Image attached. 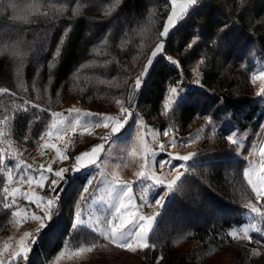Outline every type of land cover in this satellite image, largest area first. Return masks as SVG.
Here are the masks:
<instances>
[{
    "label": "trees",
    "instance_id": "trees-1",
    "mask_svg": "<svg viewBox=\"0 0 264 264\" xmlns=\"http://www.w3.org/2000/svg\"><path fill=\"white\" fill-rule=\"evenodd\" d=\"M53 5H65L67 10L53 19ZM170 9L169 0H0V88L9 89L0 93V117H13L4 127L6 134L33 148L45 125L51 123L48 109L61 110L72 99L95 112L115 109L119 105L116 101L125 98L131 80L150 58ZM189 12L190 16L176 27L179 30L170 33V46L166 42V54L179 61L180 67L154 62L145 77L137 109L143 110L144 119L155 127H168L172 120L169 126L183 136L204 116L219 120L220 114H227L229 122L241 131L255 126L262 118L261 104L251 97L252 70L243 53L251 45L264 56V0H245L243 6L240 0H199ZM25 14L27 21L20 19ZM225 23L229 28L221 32ZM197 34L200 39L189 48ZM61 38L63 44L59 43ZM18 42V55L5 50ZM200 60L204 61L201 81L217 93L214 101L204 103L202 97L194 96L202 92L201 88L189 89L184 102L172 111L173 119L165 120L168 84H174L182 74L190 76ZM237 85H241V95L223 91ZM218 98L223 106L217 103ZM25 100L31 102L27 111L22 107ZM31 104L41 105L44 111ZM88 137L80 138L79 145H88L84 143ZM217 145L212 150L211 144L203 143L164 205L149 238L155 245L153 252L123 253L139 256L138 264H153L158 256L163 257V264H264V237L253 235L260 244L249 241L263 253L252 258L249 247L227 236L230 228L243 223L245 205L254 194L243 175L246 164L235 154L236 146L226 137ZM5 183L4 172H0V240L13 221V207L3 206L10 201L3 196ZM77 189L66 187L60 198L64 206L62 238L50 246V228L54 226H48L30 252V261L36 262L44 252L51 258L63 247L71 231ZM84 231L94 243L101 239L87 228ZM72 237L78 242L79 236Z\"/></svg>",
    "mask_w": 264,
    "mask_h": 264
},
{
    "label": "rangeland",
    "instance_id": "rangeland-1",
    "mask_svg": "<svg viewBox=\"0 0 264 264\" xmlns=\"http://www.w3.org/2000/svg\"><path fill=\"white\" fill-rule=\"evenodd\" d=\"M53 2L56 0H52ZM170 5H171V0ZM199 0H197V3ZM171 9L167 15V17L170 15ZM167 17L165 20V23L167 21ZM185 18V17H184ZM183 18V19H184ZM182 21V20H181ZM178 21L176 27L181 22ZM164 23V24H165ZM163 30V29H162ZM174 29L170 30V33ZM246 57V60L248 64L250 65V68L253 71L256 70H264V56L260 55L258 50L253 48V46L249 45V51L243 53ZM177 61V60H175ZM201 66V60L199 63L195 65V67L192 69V74L190 76L181 75V78L173 83L168 84L167 93L170 94V89L172 87H176L178 91L181 93V95L186 97V92L189 89H196L201 88L202 92H196L194 96L196 98L202 97V100L204 103H210L214 101L215 98V91L209 90L206 88L202 83L203 78V72L200 68ZM152 66H149V71ZM180 67V66H179ZM251 72V74H252ZM148 73L145 74L144 78L146 77ZM199 80L200 83L196 84L195 81ZM251 81V78H250ZM253 91L251 97L254 98V100L259 101L261 104V110L259 113H262V118L255 126H249L245 130L241 131L239 130L234 123L229 122L228 115H222L220 114V119L215 117H211L213 123H209L205 118L207 116L201 117L199 120L197 119L196 123L194 124L192 131L189 134L181 135L179 132L175 131L174 128H171L169 124H172L173 121L169 120L168 127L160 128L155 127L153 124L149 123L146 119H144V111L141 109H137L136 114L129 118L128 124L125 126V129H122L120 133H114L112 134L111 140L104 143V150L99 154V160L97 162L96 166H88L85 169H81L80 171L76 172L73 178L70 180V188L75 189L78 188L79 194L76 199V203L80 204V207L83 212V217L85 220H88L89 217H91V222L95 225L96 219L99 217L101 220L105 215H108L110 218V214L115 213V208L113 207L114 202L109 199V184L108 183H100V181L103 179L105 181H111L112 177L110 173L112 171H119V174L121 178L125 181H128L132 183L133 188V196L134 201L137 205L141 206V211L144 215H154L156 213H159L160 215L163 212L164 205L166 204L167 200L172 196L174 191L178 188L180 181L177 182L176 188L169 192L168 189L161 185L153 187L152 189L147 188V183H152L151 181L146 182V184H141L135 175L137 171L140 170L139 168V157H132L131 155V149L134 146L138 147V143L136 141V128L139 125V120L137 119L136 125H133V119H136L137 114L139 117L143 118L144 125L146 126V129L148 130L146 132V139L148 141V144L150 147L154 150L155 155L153 156L151 153H149V159L150 161L155 162V171L158 175H162L167 177V179H171L172 176L169 175L171 172L170 167L165 166L164 168H160L159 162L161 161H168L169 165L179 166L181 163H184L187 167V171L189 170L190 164L194 161L196 156L200 152V148L202 147L203 143L204 145H212V150H215L216 147H218L217 144L221 143L223 139L228 135L235 133V138L242 139V147L238 150L236 149V155L240 157L246 164L245 169L250 166L249 162L251 161L252 165H255L259 163V155L258 151L254 152L253 148L258 149L262 143H264V97H261L257 95L259 92L261 82L257 81L255 84L250 82ZM241 85H237L234 87H229L223 89L225 92H234L235 96L241 95L240 94ZM215 92V93H214ZM217 94V93H216ZM127 96V93H126ZM126 96L123 100L126 99ZM247 96V95H243ZM219 102L220 106H223V100H220V98L217 99V103ZM165 103V102H164ZM176 106H173L172 111H174V108ZM71 108H76L80 110V113L77 114L76 112H69L68 114H64L69 122H75L77 119L80 120L81 124H84L86 122H90L94 119L93 116H85L84 113H100L95 112L87 109H83L80 104L77 103L75 99H72L69 103H65V105L62 107L61 110L55 111V112H61L63 113L64 110H68ZM222 109V108H221ZM223 110V109H222ZM220 110V112H222ZM170 111L167 114L165 113V109L163 107V114L165 117V120L168 118H172L173 112ZM120 113V105H118L115 109H113L110 112L100 113V114H108V115H118ZM173 119V118H172ZM3 119L0 117V121ZM234 124V125H233ZM131 125V127H129ZM5 126L0 124V128L5 130ZM168 128H171V131L168 135H164V131ZM106 129L99 128L95 129L92 134H84L80 135L79 130L77 133H69L65 137V141H57L55 137H47L45 136L44 139H39L36 146L33 148H30L26 146L23 143H20L18 141H14L9 137V134H6V140L11 141V145L7 143H0L1 147H4L8 149L9 155L5 159V163H8L10 166L14 165L18 159H21L25 161L27 165H31V169H24L23 166L21 169L17 170L15 168H12L13 177L16 181L14 184L8 185L11 187H19L21 192H28V191H34L36 195L39 196H46L49 195L48 191V183L53 178L51 175L49 176V180L45 182L43 187H40L39 185L33 183L29 185L28 183H22L16 178L23 174L26 178L29 175H32L34 170L39 169L42 165L45 169L51 166L53 169V172L60 170L61 168H68L71 161V156L76 153V151L83 147L80 146L79 140L80 138H83L85 136H90L86 139L89 141L85 144H91L96 142V144L102 143L100 140L101 136H104L107 134ZM156 133V139H152L151 133ZM6 133V132H5ZM226 134V136H225ZM173 136L177 138V143L175 147H172L170 144V141L172 140ZM195 138L194 142L191 144L183 143L182 141L187 140L188 138ZM46 141H49L51 143H56L58 147H60L63 151H65L66 155L68 156V159L61 160L58 158L56 150L53 148H45L43 145ZM70 141V142H68ZM83 141V140H82ZM161 145H164V149L161 150ZM17 153H19V156L17 157ZM188 153H196V155L193 157L190 161H179L177 159H173L172 157L175 155H187ZM96 169H103L105 175L101 176L99 171H96ZM244 169V171H245ZM181 172H187L185 171V168H180ZM95 172V179L93 180L91 186L89 187V192L84 194L85 199L80 200V193L82 191V188L85 186V183L87 179L91 177V174ZM244 173V172H243ZM67 172L65 173L66 176ZM5 175V173H4ZM244 175V174H243ZM183 178V177H182ZM181 178V180H182ZM246 182L247 178L244 176ZM5 182L7 183L6 176H5ZM5 183V184H6ZM248 183V182H247ZM249 185V184H248ZM67 186V187H68ZM250 189L251 186L249 185ZM252 190V189H251ZM71 189H68L65 193V195H69ZM253 192V191H252ZM254 198L250 200L252 203H264V201H256L255 199V193ZM63 195V196H65ZM144 196L145 199H151L154 200L155 198H158L159 195H165V199L163 202V207H157L153 205L152 207L144 206L142 204V201L140 199L141 196ZM11 200V197H9ZM13 212L17 210H24L27 209L29 213L35 212L37 215H43V212L41 209H38L34 203H30L28 200H26L23 196L18 195L15 200V204L12 206ZM64 210V206L62 205V202H60L58 206V214L53 215V219L51 221H46L47 227L54 226V228H50L51 231V238H50V246L55 243L56 238H62V222H63V216L62 211ZM75 213V210H74ZM159 216L156 218V223L153 225V231L156 227V224L158 222ZM74 214L72 216L73 220ZM250 217H254V214L250 212V210L247 208L245 212L242 215L243 223L238 226H234L229 229V232L233 229L237 230L240 235H243V229L249 224H256L257 227H261L262 232H264V224L259 223L258 219H250ZM17 218L13 216V221L11 222V225L9 227V231L6 235H4L0 240V250H3L6 244L11 245V247L8 249L7 252H3L4 257L8 258V252L12 250V248L16 247L18 244L19 239L23 235L24 232H30L33 233L36 228H39V221L35 220H28L22 224H16L15 220ZM51 223V224H50ZM45 227L44 229H46ZM87 228V227H85ZM42 229V233H45L46 230ZM52 229V230H51ZM92 233L98 235L95 233L94 229L87 228ZM254 234H259L260 236L264 237V234L257 233L255 231L250 230L249 235L252 237L250 240L252 243L257 244L259 239H253ZM72 235L79 236L78 242H75L73 240ZM151 233L149 234L150 238ZM80 239V240H79ZM85 240V241H84ZM237 243L241 245H245L249 247V254L252 258H260L263 256V253L260 251V249L255 245H250L251 242L249 240L239 239L237 238L235 240ZM63 247L51 258L47 256V252L43 254L42 257H40L36 262L33 260L30 261V258H27L26 261H21L20 264H138L140 261L139 256L137 255H143V254H149L153 252V249L151 247V244L148 240L149 247L144 249H137L136 252H132L130 250L126 249H120L115 247L114 245L108 243L104 239H99L95 242L97 247L94 251L91 252H85V253H76V249L80 246L88 247L91 244H93V238L89 237L85 231L82 232H74L71 228V231L69 235L66 236V238L63 240ZM261 242L259 241L258 244ZM256 248L259 250V255H253L252 249ZM31 247V251H32ZM30 251V252H31ZM124 251H129L135 254H125ZM29 252V254H30ZM32 253V252H31ZM28 254V256H29ZM31 255V254H30ZM32 256V255H31ZM226 257L227 254H223L222 257ZM161 256H158L153 264H163L162 259H159Z\"/></svg>",
    "mask_w": 264,
    "mask_h": 264
},
{
    "label": "snow or ice",
    "instance_id": "snow-or-ice-1",
    "mask_svg": "<svg viewBox=\"0 0 264 264\" xmlns=\"http://www.w3.org/2000/svg\"><path fill=\"white\" fill-rule=\"evenodd\" d=\"M241 5L245 3V0H240ZM197 5V0H171V13L167 17V21L163 26V30L159 33L157 37V44L154 50L151 52L150 58L147 60L146 65L142 69V71L135 76L133 79V84L131 87V91L127 93L125 100H117L116 103L120 105V113L119 115H108V114H100V113H84L85 116H93L94 119L90 122H86L81 124L80 120L77 119L74 123L69 122L68 118L61 112H55L48 109L51 116V123L45 125V131L40 135V139H44L47 137H55L57 141H65V137L71 132L73 134L77 133L79 130L80 135L84 134H92L95 129L104 128L107 131V134L100 137L102 143L95 144L91 146L89 149L83 151L80 155L74 157V163L71 166V171L78 172L81 169H85L88 166H96L99 160V154L104 150V143L112 138V134L120 133L122 129H125V126L128 124L129 118L133 116L134 109L131 107L134 95L137 90L141 88L142 80L146 73L149 72V66L154 67V62H168L172 65L179 67V61H175L171 56L166 54V42L171 44L170 30L176 29V25L178 21L183 20L184 17L190 16L189 10L194 8ZM13 9L16 8V5H10ZM114 7V6H113ZM53 12L51 15L53 19L57 17V15H62L66 10L65 5H61L57 8L55 5L52 6ZM33 10L38 11L39 6H33ZM80 12V6L78 5L75 13L78 15ZM45 15H49V13H45ZM17 17H14L16 19ZM20 19L27 21L29 16L27 14L20 17ZM187 23V20H184V24ZM183 26V24L181 25ZM229 28V25L225 23L221 28V32H224ZM179 29H176L178 31ZM67 35V33H65ZM175 33H172V37H174ZM200 39V34H197L195 39L192 40L191 44L188 45L189 48L192 47L193 44ZM60 44L64 43L63 38H61ZM19 42L16 45L7 47L5 50L10 51L13 55H18ZM56 55H60V49H56ZM22 63V61H21ZM201 63H204L201 60ZM19 75V73H18ZM130 78V77H129ZM251 81L255 84L257 81L261 82V86L257 95L264 97V70H256L251 74ZM127 83V79L125 80ZM196 84H199L200 81L197 79L195 81ZM21 87L23 84L21 82ZM26 91V89H25ZM9 89L0 88V93H8ZM184 96L178 91L176 87H172L170 89V94L165 100L164 109L165 113L172 111L173 106L179 107L180 103L184 102ZM30 101L25 100L23 102V109L27 111L28 106L30 105ZM127 104V106H125ZM31 107L35 109H39L44 111L39 104H31ZM69 112L80 113L79 109L71 108L68 109ZM13 119L12 116H6L0 124L7 125L9 121ZM137 119L139 120V125L136 128V141L138 143V147L134 146L131 149L132 157H139V168L140 170L135 173L137 180L143 185L146 182L151 181L152 183H147V188L150 190L156 186H165L169 192L173 191L177 182L181 181V178L185 175V172H181L180 168H185L187 171V167L184 163H181L178 167L174 165H169L168 161L159 162L160 168H164L165 166L170 167L171 172L169 175L172 176L171 179H167V177L158 175L155 171V162L150 161L149 153L153 156L155 155L154 150L148 144L146 139V126L144 125L143 118L139 117L137 114L136 119H133V125H136ZM209 123H213L212 118H205ZM131 127V125L129 126ZM171 131V128H168L164 131V135H168ZM152 139H156V133L152 132ZM236 134L232 133L227 136V140L236 146L238 150L241 148L242 139L235 138ZM195 138H188L183 143L191 144L194 142ZM70 142V141H68ZM0 143H7L9 146L11 145V141L6 140V133L2 128H0ZM177 143V138L173 136L170 144L172 147H175ZM45 148H53L56 150L57 156L59 159L64 160L68 159L65 151H63L60 147L57 146L56 143H51L46 141L43 145ZM161 150L164 149V145H161ZM254 152L258 151L259 155V163L252 165L251 161L249 162L250 166L245 169L244 176L247 178L248 184L251 186L252 191L255 193L256 201H264V143L256 149L253 148ZM9 155L8 149L4 147H0V165L3 167L0 168V172H4L6 176L7 183L3 187V196L5 200H8L11 197V200L7 203H4V208H11L15 204L16 197L18 195L23 196L30 203H34L38 209H41L43 215H37L35 212L29 213L27 209L17 210L12 213L16 224H22L28 220L39 221V228L36 230V233L24 232L21 238L18 241L16 247L12 248L10 252H8V258L6 259L3 255V252H7L11 245L6 244L3 250H0V264H20L21 261H26L28 258V254L31 251V245L35 243L36 236L39 235L40 231L47 227L46 221H51L53 219L54 214H58V205L60 203V192L57 191L58 187L61 191L63 188L61 186V181L65 178V173L70 169L61 168L58 171L53 172L51 166L48 168H44L42 165L39 169L34 170L32 175L27 176V178L20 174L16 179L22 183H28L29 185L35 183L40 187H43L45 182L49 180V176L51 175L53 178L49 183V195L39 196L36 195L34 191L21 192L19 187H9L8 185L14 184L16 181L13 177L12 168L17 170L21 169L23 166L24 169H31V165H27L25 161L18 159L17 162L10 166L8 163H5L6 157ZM196 153H188L187 155H175L172 158L177 159L179 161H190ZM19 153H17V157ZM99 171L101 176H104L103 169H96ZM112 179L111 181L101 180L100 183H108L109 184V199L114 202L113 207L115 208V213L110 214V218L108 215H105L101 220L99 217L95 221V225L91 222V217L88 220H85L83 217V212L80 207V204L77 203L75 205V213L71 223V228L74 232H82L85 230V227L94 229L95 233L98 234L99 238L106 240L108 243L114 245L120 249L130 250L132 252H136L137 249H144L149 247V234L153 233V225L156 223V218L159 216V213L154 215H144L141 211V206L137 205L134 201L133 196V188L132 183L125 181L121 178L119 171H112L110 173ZM95 179V172L91 174V177L87 179L85 186L82 188L80 193V200H84V194L89 192V187L91 186L93 180ZM142 204L144 206L152 207L153 205L157 207H163V202L165 199V195H159L158 198L154 200L145 199L142 195L140 197ZM246 208L250 210L254 217H250V219H258L259 223L264 224V203H252L249 201L246 205ZM255 231L257 233H262L261 227H257L256 224H249L243 229V235H240L237 230L233 229L232 231L227 233V236L236 240L244 239L251 240L252 237L249 235V231ZM259 243V241H258ZM97 245L95 243L91 244L88 247L80 246L76 249V253H85L94 251ZM151 247L155 248V245H151ZM253 255H259V250L253 248ZM159 259H163L161 256Z\"/></svg>",
    "mask_w": 264,
    "mask_h": 264
},
{
    "label": "built area",
    "instance_id": "built-area-1",
    "mask_svg": "<svg viewBox=\"0 0 264 264\" xmlns=\"http://www.w3.org/2000/svg\"><path fill=\"white\" fill-rule=\"evenodd\" d=\"M133 79H134V78H133ZM133 79L131 80V82H130V84H129V86H128V91H127V93H128L129 91H131V87H132V84H133ZM144 83H145V78H143V80H142L141 88H140L139 90H137L136 94L134 95L133 102H132V105H131V107L134 109V111H133V116H134V115L136 114V112H137V106H138V103H139V101H140V99H141L142 86H143ZM125 106H127V104H126ZM68 113H69L68 110H64V114H68ZM118 115H119V114H118ZM133 116H132V117H133ZM132 117H131V118H132ZM95 144H96V142L91 143V144H88V145H86L85 147H83V148L77 150L76 153H75L74 155L71 156L70 165L68 166V169H70V170L67 172V174H66L64 180L61 181V186H62V188H63V191H64V190L66 189V187L69 185L71 178H73V176H74L75 173H76V172L71 171V166H72L73 163H74V157L80 155L83 151L89 149L91 146H93V145H95ZM49 183H50V181H49ZM49 183H48V190H49ZM57 191L60 192V198H61L63 191H61L59 187H58ZM37 229H38V228H36V229L34 230L33 234L36 233V230H37ZM41 232H42V231H40L39 235L36 236V238H35V243L31 245L32 248L35 247V245L38 244V243L42 240Z\"/></svg>",
    "mask_w": 264,
    "mask_h": 264
},
{
    "label": "crops",
    "instance_id": "crops-1",
    "mask_svg": "<svg viewBox=\"0 0 264 264\" xmlns=\"http://www.w3.org/2000/svg\"><path fill=\"white\" fill-rule=\"evenodd\" d=\"M64 113V112H63Z\"/></svg>",
    "mask_w": 264,
    "mask_h": 264
}]
</instances>
